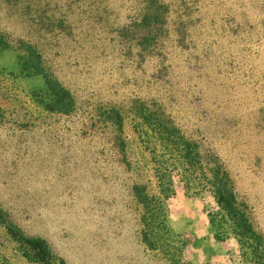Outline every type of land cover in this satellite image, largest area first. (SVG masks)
<instances>
[{
    "label": "rangeland",
    "instance_id": "1",
    "mask_svg": "<svg viewBox=\"0 0 264 264\" xmlns=\"http://www.w3.org/2000/svg\"><path fill=\"white\" fill-rule=\"evenodd\" d=\"M156 2L168 7L0 0V208L45 240L50 264H245L237 238L210 230L212 195L187 193L180 168L154 249L142 241L132 186L157 194L153 113L227 170L264 236V0ZM23 43L69 90L68 113L39 102L45 78L22 71ZM27 251L0 225V264H40Z\"/></svg>",
    "mask_w": 264,
    "mask_h": 264
},
{
    "label": "trees",
    "instance_id": "2",
    "mask_svg": "<svg viewBox=\"0 0 264 264\" xmlns=\"http://www.w3.org/2000/svg\"><path fill=\"white\" fill-rule=\"evenodd\" d=\"M156 1L154 4L157 7L164 9L168 7L166 3L158 5ZM6 45L7 41L0 34V46ZM22 48L24 53L19 57L22 71L42 74L45 78V86L39 99L41 105L49 111L68 113L73 105V97L69 90L41 65V55L36 48L27 43H23ZM153 114L155 116L152 118L146 115V121L148 128L153 130L151 134L158 141L161 150L156 152L152 148L151 151L154 157L157 194H150L146 184L134 183L132 186L136 203L143 208L142 241L149 248L154 249L152 237L156 223H154L153 216L156 213L159 214L165 206V199L173 194L170 171L180 168L187 193L198 195L207 192L213 197L217 209L208 213V221L214 238L216 240L229 236L237 238L242 263L264 264V236L251 223L245 203L238 200L233 181L227 170L216 161L210 163L205 158L209 152L200 150L199 145L186 137L170 119L166 120L159 114ZM192 181L196 184L193 187L196 189L193 190L188 184ZM0 225L15 241L28 250L32 258L30 262L50 264L53 256L45 240L38 236L24 235L19 227L6 218L1 208ZM157 225H163V233H168L169 228L164 218ZM59 264L65 263L60 261Z\"/></svg>",
    "mask_w": 264,
    "mask_h": 264
}]
</instances>
